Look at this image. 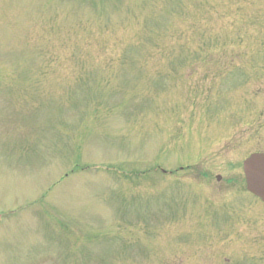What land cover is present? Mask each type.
Wrapping results in <instances>:
<instances>
[{"label": "rangeland", "instance_id": "374dc122", "mask_svg": "<svg viewBox=\"0 0 264 264\" xmlns=\"http://www.w3.org/2000/svg\"><path fill=\"white\" fill-rule=\"evenodd\" d=\"M254 151L264 0H0V264H264Z\"/></svg>", "mask_w": 264, "mask_h": 264}, {"label": "water", "instance_id": "95a60500", "mask_svg": "<svg viewBox=\"0 0 264 264\" xmlns=\"http://www.w3.org/2000/svg\"><path fill=\"white\" fill-rule=\"evenodd\" d=\"M248 191L264 201V152H253L243 162Z\"/></svg>", "mask_w": 264, "mask_h": 264}, {"label": "flooded vegetation", "instance_id": "af4514ba", "mask_svg": "<svg viewBox=\"0 0 264 264\" xmlns=\"http://www.w3.org/2000/svg\"><path fill=\"white\" fill-rule=\"evenodd\" d=\"M243 161H244V160H243ZM242 167H243V165H242ZM184 168H185V167H184ZM184 168H183V166L180 167V169H184ZM162 170H163L164 172L167 171L166 169H162ZM243 172H244V170H243ZM244 176H245V174H244ZM216 177H217L218 180L222 179V175H221V174H218ZM245 182H246V177H245ZM246 189H247V187H246ZM247 191H248V189H247ZM248 192H249L250 194H252L250 191H248ZM252 195H253V194H252ZM254 196H255V195H254ZM255 197H256V196H255ZM257 198H258V197H257Z\"/></svg>", "mask_w": 264, "mask_h": 264}]
</instances>
